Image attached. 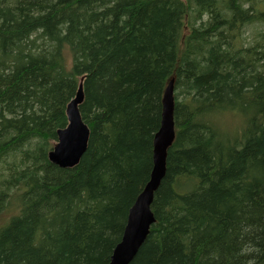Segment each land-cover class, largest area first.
I'll use <instances>...</instances> for the list:
<instances>
[{"label":"trees","instance_id":"trees-1","mask_svg":"<svg viewBox=\"0 0 264 264\" xmlns=\"http://www.w3.org/2000/svg\"><path fill=\"white\" fill-rule=\"evenodd\" d=\"M172 78L175 139L129 264H264V0H0V264L110 263ZM81 83L88 145L61 167Z\"/></svg>","mask_w":264,"mask_h":264},{"label":"water","instance_id":"water-1","mask_svg":"<svg viewBox=\"0 0 264 264\" xmlns=\"http://www.w3.org/2000/svg\"><path fill=\"white\" fill-rule=\"evenodd\" d=\"M83 99L84 90L81 83L76 96L67 105L68 125L58 130V141L49 152L50 160L61 167L78 164L87 149L90 129L83 121L79 109ZM174 105L172 78L164 91L161 126L154 136V164L150 179L129 210L122 239L115 246L109 264H129L156 221L151 205L166 174L168 148L175 139Z\"/></svg>","mask_w":264,"mask_h":264},{"label":"rangeland","instance_id":"rangeland-1","mask_svg":"<svg viewBox=\"0 0 264 264\" xmlns=\"http://www.w3.org/2000/svg\"><path fill=\"white\" fill-rule=\"evenodd\" d=\"M249 31H246V35L248 36ZM248 41V38H246ZM241 122V117L233 112L223 113L221 115V124L227 129H235L239 126Z\"/></svg>","mask_w":264,"mask_h":264}]
</instances>
